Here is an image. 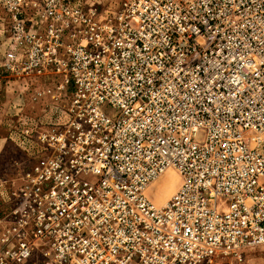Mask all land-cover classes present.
<instances>
[{
  "label": "built area",
  "instance_id": "2783aa9c",
  "mask_svg": "<svg viewBox=\"0 0 264 264\" xmlns=\"http://www.w3.org/2000/svg\"><path fill=\"white\" fill-rule=\"evenodd\" d=\"M0 5L1 66L49 82L31 100L54 114L12 128L29 164L0 209V264L264 251V0ZM169 170L179 186L156 208L147 189Z\"/></svg>",
  "mask_w": 264,
  "mask_h": 264
},
{
  "label": "rangeland",
  "instance_id": "374dc122",
  "mask_svg": "<svg viewBox=\"0 0 264 264\" xmlns=\"http://www.w3.org/2000/svg\"><path fill=\"white\" fill-rule=\"evenodd\" d=\"M89 1L94 2L95 5L107 6L118 0ZM10 26V18L0 5V209L10 192L18 187L20 174L29 164L26 155L18 145L16 136H13V126H16L24 115L31 118L39 117L43 122L49 121L54 116L50 108H45L44 104L31 100L32 94L42 86L49 85V82L35 77L25 80L16 78L1 66ZM170 181L171 184L167 185ZM179 182L178 174L169 170L147 190L146 195L154 206H164L178 188ZM225 264L234 263L226 262ZM243 264H264L263 249L247 250Z\"/></svg>",
  "mask_w": 264,
  "mask_h": 264
},
{
  "label": "bare ground",
  "instance_id": "6f19581e",
  "mask_svg": "<svg viewBox=\"0 0 264 264\" xmlns=\"http://www.w3.org/2000/svg\"><path fill=\"white\" fill-rule=\"evenodd\" d=\"M163 175H164V174H163ZM159 178H160V177H159ZM159 178H158V179H159ZM158 179H157V180H158ZM157 180H156V181H157ZM179 180H180V179H179ZM156 181H155V182H156ZM155 182H154V183H155ZM169 183L171 184V181H170V182H167V185H168ZM179 183H180V182H179ZM152 185H153V184H152ZM152 185H151V186H152ZM151 186H150V187H151ZM150 187H149V188H150ZM149 188H148V189H149ZM148 189H147V190H148ZM146 196H147V195H146ZM147 198H148V197H147ZM148 199H149V198H148ZM152 204H153V203H152ZM155 207H156V206H155ZM161 207H163V206L156 207V208H161Z\"/></svg>",
  "mask_w": 264,
  "mask_h": 264
}]
</instances>
